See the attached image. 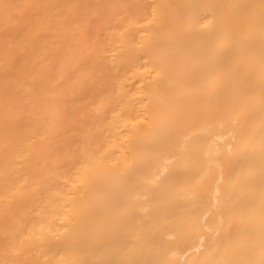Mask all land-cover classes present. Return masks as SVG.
Instances as JSON below:
<instances>
[{"label":"bare ground","instance_id":"6f19581e","mask_svg":"<svg viewBox=\"0 0 264 264\" xmlns=\"http://www.w3.org/2000/svg\"><path fill=\"white\" fill-rule=\"evenodd\" d=\"M0 264H264V0H0Z\"/></svg>","mask_w":264,"mask_h":264}]
</instances>
